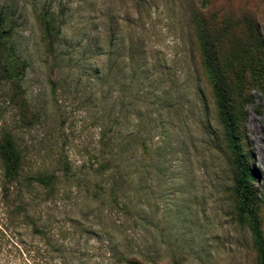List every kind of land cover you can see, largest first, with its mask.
<instances>
[{
  "label": "rangeland",
  "instance_id": "374dc122",
  "mask_svg": "<svg viewBox=\"0 0 264 264\" xmlns=\"http://www.w3.org/2000/svg\"><path fill=\"white\" fill-rule=\"evenodd\" d=\"M0 15V264H260L264 0H0ZM232 146L257 173L256 222L240 216Z\"/></svg>",
  "mask_w": 264,
  "mask_h": 264
},
{
  "label": "trees",
  "instance_id": "16d2710c",
  "mask_svg": "<svg viewBox=\"0 0 264 264\" xmlns=\"http://www.w3.org/2000/svg\"><path fill=\"white\" fill-rule=\"evenodd\" d=\"M209 0H202L203 6H207ZM49 12H45L42 15V25L45 37L49 40L50 45L54 43L60 33V24L56 25L55 17L49 16ZM6 15V14H3ZM0 15V25L6 23L7 19L10 20L7 16ZM13 27L9 28L8 31H5L6 35H11ZM4 33V32H3ZM3 45L0 44V51L2 50ZM204 50H202V56L204 58V65L210 73H213L215 60L212 55L209 53L210 46L204 43ZM7 48L4 47L2 53L6 52ZM211 50V49H210ZM212 52V50H211ZM19 59V57H18ZM20 60V59H19ZM21 61V60H20ZM25 70V62L21 61L19 67H17V76L18 78L23 76V71ZM213 92L216 99L217 108L221 118V122L226 131V137L232 142L234 147L236 146L235 141H237V128L235 124L234 117L231 111L230 99L225 90L224 86L219 84L218 81H215L213 84ZM233 148V146H232ZM234 149V148H233ZM3 155L8 161L9 168L8 173L11 177L15 178L18 175L21 163L22 155L20 154L18 148L16 147L13 139L7 135L4 139V145L2 147ZM233 156L235 158V165L237 167V177H236V191L239 197V211L240 216L249 215L253 221H257V216L255 211L252 208H249L247 205L250 202L253 183L257 177L256 170L253 168L250 163L249 157L247 155L241 154L239 151H235ZM53 177L51 176H39L36 178V182L39 184L49 186L52 182ZM256 242L258 248L260 249V264H264V251L261 249V235L258 230V226L255 230ZM124 264H143L140 260L136 258H127L124 261Z\"/></svg>",
  "mask_w": 264,
  "mask_h": 264
}]
</instances>
